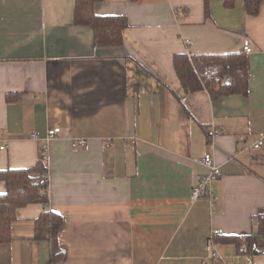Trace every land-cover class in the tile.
<instances>
[{
    "label": "crops",
    "instance_id": "crops-1",
    "mask_svg": "<svg viewBox=\"0 0 264 264\" xmlns=\"http://www.w3.org/2000/svg\"><path fill=\"white\" fill-rule=\"evenodd\" d=\"M74 6L0 0V170L34 166L45 146L49 195L46 206L17 210L0 264H50L48 244L33 239L45 209L63 217L57 264H221L212 251L236 255L208 239L247 236L264 214V0L256 16L241 0L232 9L222 0H102L96 15L127 20L115 48L94 46L92 30L73 24ZM239 53L246 96L186 92L173 67L177 54ZM52 128L60 135L45 140ZM206 153L220 173L211 202L191 196Z\"/></svg>",
    "mask_w": 264,
    "mask_h": 264
},
{
    "label": "trees",
    "instance_id": "trees-1",
    "mask_svg": "<svg viewBox=\"0 0 264 264\" xmlns=\"http://www.w3.org/2000/svg\"><path fill=\"white\" fill-rule=\"evenodd\" d=\"M102 0H75L73 24L86 26L93 32L96 48H115L123 43V31L127 20L123 16H98L94 5ZM136 1V0H130ZM249 16L259 13L263 0H241ZM237 0H222L226 9L235 7ZM207 8V4H206ZM173 67L178 81L186 92L207 90L212 98L239 93H248L247 61L243 53L231 55L187 56L177 54L173 57ZM210 75L211 78L207 76ZM220 79L219 83L214 78ZM228 80V82H227ZM17 95H7V102L17 99ZM47 168L39 160L27 169L0 170V182L4 183V192L0 194V244L12 240L11 226L16 219V212L29 204L47 205L49 200L47 185H39L40 176L47 178ZM63 226V217L45 209L33 221V239L48 244L50 264H57L63 257L58 244V235ZM254 236L264 241V214L256 218L252 233L247 236H226L216 234L212 243L216 245H233L238 255H251Z\"/></svg>",
    "mask_w": 264,
    "mask_h": 264
},
{
    "label": "built area",
    "instance_id": "built-area-1",
    "mask_svg": "<svg viewBox=\"0 0 264 264\" xmlns=\"http://www.w3.org/2000/svg\"><path fill=\"white\" fill-rule=\"evenodd\" d=\"M251 51L252 50H251L249 40H247V39L244 40L243 46H242V52L245 54H249V53H251ZM207 77L211 78L210 75H208ZM214 82L219 83L220 79L218 77H215ZM60 133H61L60 128L48 129L46 132L45 140H50V139H53L55 137H58L60 135ZM207 134L209 137H213V136H216L218 134V131L210 130ZM33 137H37V135H33ZM84 144H85V141H79L77 143H74L73 147H81V146H84ZM261 146H262V142L259 141L257 144L254 145V148L258 149V148H261ZM0 150L1 151L4 150V147L1 146ZM39 159L45 166L46 162H47V148L45 146H42L40 149ZM201 163L207 169V173L205 175H202L199 178L198 183L194 186V188L191 191V196H192L193 200H198L200 198H204V199H207L209 202H211L214 199L212 187L219 180L220 173H219L218 168L214 164L210 153L205 154ZM47 182H48L47 178H45V176L41 175L40 179L38 181L39 185H47ZM216 234L217 233L213 232L208 239V243L211 246H215L212 243V237ZM251 251H252L251 255H238V254H236L232 257H225V256L218 254V252H216L214 250V251H212L210 257H211V259L216 260V261L220 262L221 264H253L252 259L255 256L264 257V247L259 246L256 242L252 243ZM202 264H206V263L203 262Z\"/></svg>",
    "mask_w": 264,
    "mask_h": 264
},
{
    "label": "water",
    "instance_id": "water-1",
    "mask_svg": "<svg viewBox=\"0 0 264 264\" xmlns=\"http://www.w3.org/2000/svg\"><path fill=\"white\" fill-rule=\"evenodd\" d=\"M227 82H228V80H227Z\"/></svg>",
    "mask_w": 264,
    "mask_h": 264
}]
</instances>
